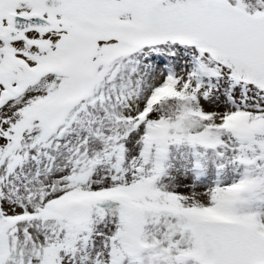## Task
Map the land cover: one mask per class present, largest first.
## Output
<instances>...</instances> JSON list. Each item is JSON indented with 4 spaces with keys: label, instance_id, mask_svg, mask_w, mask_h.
<instances>
[{
    "label": "snow or ice",
    "instance_id": "1",
    "mask_svg": "<svg viewBox=\"0 0 264 264\" xmlns=\"http://www.w3.org/2000/svg\"><path fill=\"white\" fill-rule=\"evenodd\" d=\"M0 264H264V0H0Z\"/></svg>",
    "mask_w": 264,
    "mask_h": 264
}]
</instances>
